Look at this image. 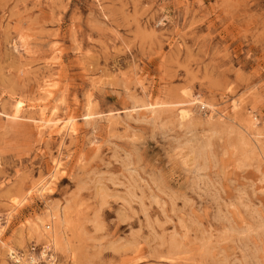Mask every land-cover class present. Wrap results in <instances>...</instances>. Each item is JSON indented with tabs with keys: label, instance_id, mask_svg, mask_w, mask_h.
<instances>
[{
	"label": "rangeland",
	"instance_id": "1",
	"mask_svg": "<svg viewBox=\"0 0 264 264\" xmlns=\"http://www.w3.org/2000/svg\"><path fill=\"white\" fill-rule=\"evenodd\" d=\"M51 257L264 264V0H0V264Z\"/></svg>",
	"mask_w": 264,
	"mask_h": 264
},
{
	"label": "bare ground",
	"instance_id": "2",
	"mask_svg": "<svg viewBox=\"0 0 264 264\" xmlns=\"http://www.w3.org/2000/svg\"><path fill=\"white\" fill-rule=\"evenodd\" d=\"M52 90V89H51ZM43 92V95H50L49 92H50V86L49 84L48 85H44V87L42 88L41 90ZM52 92V91H51ZM55 93V92H54ZM41 94V93H40ZM194 101V100H193ZM45 103V102H44ZM235 105V103H234ZM236 107V105H235ZM234 107V108H235ZM42 110V109H41ZM218 110V109H217ZM21 111V110H20ZM43 111V110H42ZM191 111L189 109H181L178 114H177V122H178V126L180 127H184L186 125V122L187 120L190 121L191 119ZM224 113V112H223ZM217 114V112H216ZM214 114V115H216ZM225 114V113H224ZM22 115V114H21ZM37 116V115H36ZM70 116H68L69 118ZM52 118V117H51ZM51 118L47 117L45 115L44 112H41L39 114V117L36 121V128L39 130V131H44V129H50L51 132H55L56 129L58 132H62L66 135L71 134V133H75L76 132V128H75V121L72 117H70L69 119H66V120H62V121H56V120H52ZM36 119V118H35ZM188 125V124H187ZM78 130V129H77ZM67 137V136H65ZM73 137V136H72ZM64 139V138H63ZM63 144V143H62ZM63 146V145H62ZM209 147V146H208ZM208 149V148H207ZM205 150V149H204ZM202 150H200L201 152ZM205 152V151H204ZM182 153V152H181ZM206 153V152H205ZM204 153V157H206V154ZM200 156V154H199ZM62 157V156H61ZM201 158V156H200ZM199 158V159H200ZM184 159V158H183ZM206 159V158H204ZM263 159V158H262ZM202 161V160H201ZM62 168V165H61V161H55V164H54V172H57L59 171L60 169ZM200 168V167H199ZM198 169V168H197ZM43 182V181H41ZM47 186H48V182H45V183H39L36 185L37 187V190L40 192V195L43 196V194L48 190L47 189ZM123 186V185H122ZM50 188V187H49ZM51 191V190H50ZM52 192V191H51ZM43 200V199H42ZM139 205V204H138ZM49 206V205H47ZM48 209V207H47ZM65 211V210H63ZM68 211V210H67ZM66 213V211H65ZM64 214L62 212V209L61 207L59 206H56L55 204V207H52L47 215V221L49 222L50 224V227H48L46 230L47 231H43L41 232L40 228L39 227H36V226H33L30 228L31 232L32 233H35L37 234L41 239H45L49 244H50V247L52 249L53 252H57L58 250H63L64 252H68L69 251L71 252V248L73 247H70V244L68 242L65 241V238L63 237L64 235V229L65 226H66V223H67V220L64 218ZM40 224V222H39ZM43 224V223H42ZM41 224V225H42ZM69 225V223H68ZM43 227V225L41 226ZM67 228V227H66ZM68 231V230H67ZM74 231V230H73ZM72 231V232H73ZM44 233V234H43ZM66 236V235H65ZM74 246V245H73ZM74 250V249H73ZM71 254V253H69ZM78 254V253H77ZM55 255V254H54ZM73 255V254H72ZM74 256V255H73ZM46 257V256H45ZM74 260V259H73ZM17 263H21L23 264V260L21 258H17L16 259ZM31 264H36L35 261H31ZM49 264H56L55 263V257H51V261L49 262Z\"/></svg>",
	"mask_w": 264,
	"mask_h": 264
}]
</instances>
